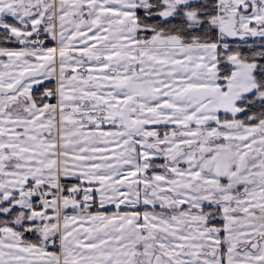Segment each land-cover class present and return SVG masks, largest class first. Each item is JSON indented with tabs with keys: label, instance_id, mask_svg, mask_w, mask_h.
I'll list each match as a JSON object with an SVG mask.
<instances>
[{
	"label": "snow or ice",
	"instance_id": "obj_1",
	"mask_svg": "<svg viewBox=\"0 0 264 264\" xmlns=\"http://www.w3.org/2000/svg\"><path fill=\"white\" fill-rule=\"evenodd\" d=\"M0 264H264V0H0Z\"/></svg>",
	"mask_w": 264,
	"mask_h": 264
}]
</instances>
